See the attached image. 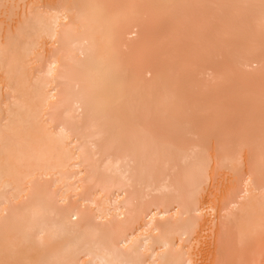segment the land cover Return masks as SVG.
Masks as SVG:
<instances>
[{"label":"bare ground","instance_id":"6f19581e","mask_svg":"<svg viewBox=\"0 0 264 264\" xmlns=\"http://www.w3.org/2000/svg\"><path fill=\"white\" fill-rule=\"evenodd\" d=\"M0 264H264V0H0Z\"/></svg>","mask_w":264,"mask_h":264}]
</instances>
